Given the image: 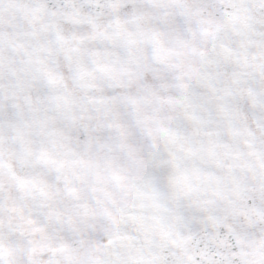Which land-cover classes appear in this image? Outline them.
<instances>
[{
	"label": "snow or ice",
	"instance_id": "1",
	"mask_svg": "<svg viewBox=\"0 0 264 264\" xmlns=\"http://www.w3.org/2000/svg\"><path fill=\"white\" fill-rule=\"evenodd\" d=\"M0 264H264V0H0Z\"/></svg>",
	"mask_w": 264,
	"mask_h": 264
}]
</instances>
